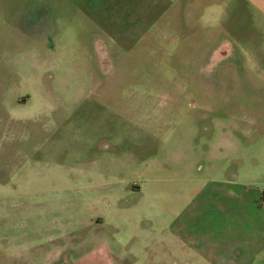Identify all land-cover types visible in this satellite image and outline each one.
<instances>
[{
	"label": "rangeland",
	"instance_id": "rangeland-1",
	"mask_svg": "<svg viewBox=\"0 0 264 264\" xmlns=\"http://www.w3.org/2000/svg\"><path fill=\"white\" fill-rule=\"evenodd\" d=\"M251 1L0 0V264L185 261L186 173L240 175L264 124Z\"/></svg>",
	"mask_w": 264,
	"mask_h": 264
},
{
	"label": "crops",
	"instance_id": "crops-1",
	"mask_svg": "<svg viewBox=\"0 0 264 264\" xmlns=\"http://www.w3.org/2000/svg\"><path fill=\"white\" fill-rule=\"evenodd\" d=\"M256 2H260L254 6L264 20V0ZM256 140V155L250 156L251 164L243 166L240 175L230 170L231 166L221 178L213 177V170L203 177H192V170L186 173L191 191L176 198L184 204L168 216L173 222L170 233L174 246L165 255L181 256L185 260L182 264L189 259L200 264L264 261V175L260 172L264 169V124L258 127ZM226 166L223 163L214 169ZM164 210L168 211L166 207ZM120 260L115 264H122Z\"/></svg>",
	"mask_w": 264,
	"mask_h": 264
},
{
	"label": "trees",
	"instance_id": "trees-1",
	"mask_svg": "<svg viewBox=\"0 0 264 264\" xmlns=\"http://www.w3.org/2000/svg\"><path fill=\"white\" fill-rule=\"evenodd\" d=\"M261 199H262V202L264 203V196H262V198H261Z\"/></svg>",
	"mask_w": 264,
	"mask_h": 264
}]
</instances>
